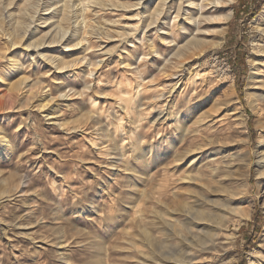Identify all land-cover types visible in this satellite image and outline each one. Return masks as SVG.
<instances>
[{
    "label": "rangeland",
    "instance_id": "1",
    "mask_svg": "<svg viewBox=\"0 0 264 264\" xmlns=\"http://www.w3.org/2000/svg\"><path fill=\"white\" fill-rule=\"evenodd\" d=\"M158 1L0 0V264H151V241L177 229L163 219L190 216L197 236L220 235L222 249L203 252L208 264L264 252V66L250 62L264 46V6L248 21L234 0L223 44L209 35L186 51L177 6L149 27ZM248 86L261 95L252 106ZM240 112L245 169L219 154H238ZM257 230L252 245L244 234Z\"/></svg>",
    "mask_w": 264,
    "mask_h": 264
},
{
    "label": "bare ground",
    "instance_id": "2",
    "mask_svg": "<svg viewBox=\"0 0 264 264\" xmlns=\"http://www.w3.org/2000/svg\"><path fill=\"white\" fill-rule=\"evenodd\" d=\"M149 1L150 0H138V5L143 7L144 4L148 3ZM232 2H234V0H159L157 5L159 4V6L161 7V10L157 14L156 20L154 22H152L151 25H149V27L152 26L153 24H155V22L158 21L160 18H162V16L171 15V12L174 11V9L177 6V10L175 12L176 13L175 19L178 20L181 17V18H183V21L181 24H177L175 22L173 27L176 30L178 29L181 33L184 32V34H186L187 35L186 37L188 38L187 42H185V44L179 48H184L183 50H186V51H193V50L195 51L196 48L200 47V44L204 40V38L209 36V35H214V39L218 40V41L215 40L216 42L214 43V45H220V44H223V42H224V36L227 32V23L232 16V10L228 8V5ZM43 4H45V3H43ZM64 10H66V9H64ZM78 10H80V9H78ZM64 13H65L64 16L69 18V15H67L68 13L67 12H64ZM177 20H175V21H177ZM159 22H161V21H159ZM255 24L257 26L256 28L259 29L262 33H264V12L255 21ZM81 25L86 26V22L84 19L77 21V23H76L77 29H79ZM202 26H204V27L205 26H211L212 27L211 29H213V30H204V29H202ZM12 27H13V25H12ZM64 35H65L64 36V38H65L67 33ZM82 44L83 43L79 42L77 44V46H80ZM26 48H28V47H26ZM263 48H264V46H261L258 44L255 45V49H254L255 57H257L258 55L261 56L264 53ZM37 50H39V49L37 48ZM255 57L252 56L250 59V62H251V65L253 67V70L258 71V73H259V65L264 66V59H260V60L258 59V61H257L255 59ZM78 61H80V60L77 59V60L69 62V63L68 62H64V63L62 62L63 66H64L63 68L70 67L71 64L77 65ZM259 61H260V64L258 65ZM51 63L55 64V66H58L56 64V60L51 61ZM87 63H88V61H87ZM60 67H62V66H60ZM223 68H224V71H223L224 78L231 83V86H233L234 85V79H233L231 71H229L227 69L226 64L223 66ZM182 71H184V70H182ZM175 75H178V74L176 73V74H174V76ZM197 75L200 76L201 73L199 71H197V73L193 77V79L195 77H198ZM254 75H256L255 72L252 74V77H254ZM202 76H203V74H202ZM181 80H182V78L179 77L177 82L173 83V81H171V83L169 84L170 85L169 94L173 93L172 91L174 90V88L178 85V83ZM191 80H192V76L189 78L188 82ZM194 80H196V79H194ZM21 82H25V79H22ZM21 82L19 81V83H21ZM21 84H23V83H21ZM156 87H158V86H156ZM164 90H165V88H164ZM128 96L129 95H127V97ZM134 96H133V98H134ZM246 99H247L248 103H250V105L252 106L254 103H256L257 101H259L261 99V95L260 94L255 95L252 92L251 88L248 86ZM120 101H121V99H120ZM53 102H54V99L52 98L49 103H53ZM123 102H124V105H123ZM123 102L121 103L123 108L128 109L130 99L129 98L124 99ZM120 103H119V105H120ZM42 107L44 109H46L47 105H44ZM96 107H97V105H96ZM96 107H95V109H96ZM135 109H133V110H135ZM125 113H127L126 110H125ZM93 114H97L96 116H98V114H100V113H95V111H93ZM93 116H91V117L94 118ZM129 116H131V115H129ZM238 116H239V118L236 120L237 122H235V124L233 123L234 125L232 127L233 130L231 131V135L234 136V142L237 143L238 148H239V152L236 155V154L231 153L228 149H226V150H223L222 152H219V154L222 155V160H224V162H226L228 166L230 163L235 161V158L238 157L241 161V167H243L245 169L249 166L248 155L245 152H243V148L247 145L248 140H249L245 136V132H247V121H245L241 112ZM229 119H230V116H229ZM195 131L199 132V130H195ZM128 138H130V137H128ZM4 139H5V137L3 138V140ZM131 140L132 141L135 140V137H131ZM259 159L260 160L258 161V165L264 174V155L262 157H260ZM213 169H214V171L219 170L218 168H213ZM190 214L193 215L192 213H190ZM201 218H203V217L201 216ZM195 220H198V218H193L192 216L185 217V219H182V220H179L175 217H169L166 221L163 219V222H164V224H167V227L177 228V229H175V234L171 233L172 237L166 235L163 239H161L160 243H158L155 240L151 241L152 243L149 245V249L151 251L149 259L151 261V264H208L209 262H211V260H212L211 257H204L203 252H205V251H211L212 252L214 250H215V252H219L220 249H222L221 242H220V235L218 233L217 234L211 233V235H207V236H203V235H202V237L197 236L200 226L198 225L197 222H195ZM200 220H202V219H199V221ZM205 220H207V219H205ZM199 235H201V234H199ZM173 240L175 242H173ZM166 244H167V246H165ZM229 262H231V261H229ZM228 263H226V264H228ZM249 264H264V252L255 251V252L251 253V256L249 258Z\"/></svg>",
    "mask_w": 264,
    "mask_h": 264
},
{
    "label": "trees",
    "instance_id": "3",
    "mask_svg": "<svg viewBox=\"0 0 264 264\" xmlns=\"http://www.w3.org/2000/svg\"><path fill=\"white\" fill-rule=\"evenodd\" d=\"M240 3L241 4L239 6V11H241V12H237V14L241 16V14L243 13L244 16H247L248 21L254 19L260 13V11L262 10V8L264 6V0H241ZM248 4L252 5L251 9H249L247 7V6H249ZM242 6H246V7L242 8ZM231 47H235V49H236L237 61L239 62V66L242 68L241 74L243 76H245V74H246L245 53L243 52V49L240 48V46H238V44L231 45ZM254 136H255V134L253 133V137ZM254 219L259 226L262 225V222H263L262 218L258 217L257 214L254 216ZM251 224H253V223H251ZM242 230L244 231V228L241 229V231ZM258 233H259V230H257L254 233L255 236L253 235L252 237L251 236L248 237V235H246V234H244V236H247V238L249 239V243L253 245L256 241V236L258 235ZM237 264H247L246 256Z\"/></svg>",
    "mask_w": 264,
    "mask_h": 264
},
{
    "label": "crops",
    "instance_id": "4",
    "mask_svg": "<svg viewBox=\"0 0 264 264\" xmlns=\"http://www.w3.org/2000/svg\"><path fill=\"white\" fill-rule=\"evenodd\" d=\"M244 6H242V8H243Z\"/></svg>",
    "mask_w": 264,
    "mask_h": 264
}]
</instances>
